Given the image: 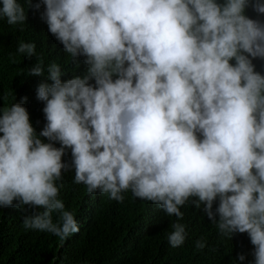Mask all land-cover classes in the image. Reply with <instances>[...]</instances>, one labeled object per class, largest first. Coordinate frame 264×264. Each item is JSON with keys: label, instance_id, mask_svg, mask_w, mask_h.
Segmentation results:
<instances>
[{"label": "clouds", "instance_id": "clouds-1", "mask_svg": "<svg viewBox=\"0 0 264 264\" xmlns=\"http://www.w3.org/2000/svg\"><path fill=\"white\" fill-rule=\"evenodd\" d=\"M36 10L49 52L17 48L45 62L28 70L31 97L3 94L0 209L24 210V228L61 240L79 233L60 198L74 169V184L117 212L177 217L171 247L185 244L179 221L194 206L222 237L245 238L237 264H264V0H0V22L17 29ZM17 44L4 34L0 54ZM35 98L39 134L24 106Z\"/></svg>", "mask_w": 264, "mask_h": 264}, {"label": "trees", "instance_id": "trees-1", "mask_svg": "<svg viewBox=\"0 0 264 264\" xmlns=\"http://www.w3.org/2000/svg\"><path fill=\"white\" fill-rule=\"evenodd\" d=\"M41 13V10L32 12L27 23L17 29L0 22V39L11 33L18 42L15 47L4 48L0 54V106L3 94L10 89L31 97L34 79L28 75V70L38 62V58L43 63L45 59L25 58L17 48L25 41L35 43L41 55L49 52V40L39 29ZM55 49L56 61L74 74L82 73L79 61L72 62L61 50ZM6 57L13 63L10 71L1 64V59ZM44 82L52 83L47 78ZM24 106L39 134L46 124L44 102L38 98L24 99ZM42 139L48 142L46 138ZM55 146L60 147L59 143ZM69 153L71 150H66V154ZM71 159L66 155L63 157L65 162L70 163ZM74 176V169L64 173L60 198L66 209L74 213L80 232L61 240L48 232L24 228L23 217L27 214L24 210L2 208L0 264H237L238 256L248 252L243 236L236 233L231 239L222 237L216 226L194 206L185 209L184 218L179 221L186 225V242L182 247L173 248L167 236L173 231L171 225L177 217L161 214L149 207L117 212L115 205L106 198L91 196L75 185ZM56 218L54 213V222ZM197 240L206 241L202 250L196 248Z\"/></svg>", "mask_w": 264, "mask_h": 264}]
</instances>
